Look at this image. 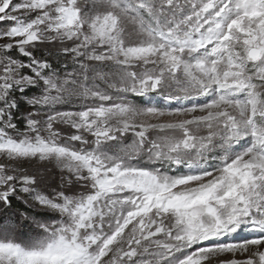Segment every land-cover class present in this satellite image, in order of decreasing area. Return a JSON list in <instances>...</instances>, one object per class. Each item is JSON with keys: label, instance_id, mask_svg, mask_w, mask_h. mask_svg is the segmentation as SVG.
<instances>
[{"label": "snow or ice", "instance_id": "1", "mask_svg": "<svg viewBox=\"0 0 264 264\" xmlns=\"http://www.w3.org/2000/svg\"><path fill=\"white\" fill-rule=\"evenodd\" d=\"M0 217V264H264V0H0Z\"/></svg>", "mask_w": 264, "mask_h": 264}, {"label": "rangeland", "instance_id": "2", "mask_svg": "<svg viewBox=\"0 0 264 264\" xmlns=\"http://www.w3.org/2000/svg\"><path fill=\"white\" fill-rule=\"evenodd\" d=\"M42 54H43V56L48 57V58L51 60L52 63H56V62L60 61V60L56 59L54 56H51L50 53H49L46 49L42 50ZM53 61H54V62H53ZM60 63H61V65L58 66V67H56V68H57L58 70H60L61 72H63V64H62L61 61L59 62V64H60ZM54 65L57 66V64H54ZM49 175H51V182H52L53 184H56V183L59 182V176H58V175H56V174H49ZM15 202L19 203L23 208L26 207V205H24V204H23L22 202H20V201H15ZM0 218H2V217H0ZM19 231L22 232V233L24 234V236H27V235L30 234V233H29V230L26 229V228L19 229Z\"/></svg>", "mask_w": 264, "mask_h": 264}, {"label": "trees", "instance_id": "3", "mask_svg": "<svg viewBox=\"0 0 264 264\" xmlns=\"http://www.w3.org/2000/svg\"><path fill=\"white\" fill-rule=\"evenodd\" d=\"M53 62H54V61H53ZM59 62H60V61H58V62H56V63H53V65H54V64H57V66L54 65V67H58V66H60L61 63L59 64ZM14 209H17V210H19V211H23V210H24V208H23L19 203L15 202V201H14Z\"/></svg>", "mask_w": 264, "mask_h": 264}]
</instances>
